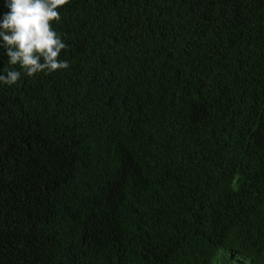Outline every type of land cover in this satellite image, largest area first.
<instances>
[{"label": "trees", "instance_id": "trees-1", "mask_svg": "<svg viewBox=\"0 0 264 264\" xmlns=\"http://www.w3.org/2000/svg\"><path fill=\"white\" fill-rule=\"evenodd\" d=\"M59 12L68 69L0 41V264H264V0Z\"/></svg>", "mask_w": 264, "mask_h": 264}, {"label": "clouds", "instance_id": "clouds-1", "mask_svg": "<svg viewBox=\"0 0 264 264\" xmlns=\"http://www.w3.org/2000/svg\"><path fill=\"white\" fill-rule=\"evenodd\" d=\"M70 0H6L9 11L0 19V41L9 57L8 64L18 66L28 77L68 69L60 58L68 45L52 27L61 20L59 9ZM0 83L17 84L21 71L4 69Z\"/></svg>", "mask_w": 264, "mask_h": 264}]
</instances>
